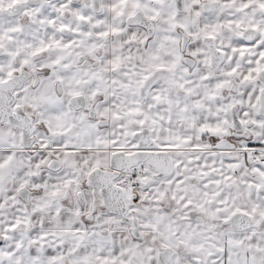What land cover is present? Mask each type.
Instances as JSON below:
<instances>
[{
  "label": "clouds",
  "instance_id": "9594fccd",
  "mask_svg": "<svg viewBox=\"0 0 264 264\" xmlns=\"http://www.w3.org/2000/svg\"><path fill=\"white\" fill-rule=\"evenodd\" d=\"M0 264H264V0H0Z\"/></svg>",
  "mask_w": 264,
  "mask_h": 264
}]
</instances>
